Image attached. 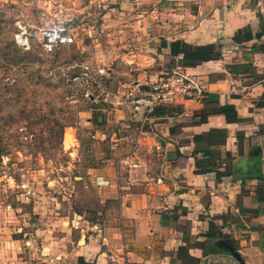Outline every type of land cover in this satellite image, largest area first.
Instances as JSON below:
<instances>
[{
	"label": "crops",
	"instance_id": "0c3cea01",
	"mask_svg": "<svg viewBox=\"0 0 264 264\" xmlns=\"http://www.w3.org/2000/svg\"><path fill=\"white\" fill-rule=\"evenodd\" d=\"M95 1L116 40L136 48L125 52L140 71L132 84L182 61L171 52L177 40L213 43L221 56L185 67L205 97L180 100L137 130L128 168L88 170L101 206L94 217H61L58 236L41 226L4 231L0 264H264V0Z\"/></svg>",
	"mask_w": 264,
	"mask_h": 264
},
{
	"label": "rangeland",
	"instance_id": "374dc122",
	"mask_svg": "<svg viewBox=\"0 0 264 264\" xmlns=\"http://www.w3.org/2000/svg\"><path fill=\"white\" fill-rule=\"evenodd\" d=\"M97 3L0 0V233L41 226L58 236L61 217H94L88 170L126 169L123 157L140 150L121 84L140 74L125 60L136 48L116 40ZM59 25L74 41L50 50L42 33ZM123 134L136 140L116 145Z\"/></svg>",
	"mask_w": 264,
	"mask_h": 264
},
{
	"label": "built area",
	"instance_id": "2783aa9c",
	"mask_svg": "<svg viewBox=\"0 0 264 264\" xmlns=\"http://www.w3.org/2000/svg\"><path fill=\"white\" fill-rule=\"evenodd\" d=\"M73 33L63 25L49 28L42 33L45 47L50 50L56 46L66 45L74 41ZM206 91L199 81L187 73L180 63L164 70L154 79L136 83L129 87L126 97L133 113L139 116L141 131H144L153 119L154 111L159 105L174 104L183 99L201 100ZM99 183L108 181L98 177Z\"/></svg>",
	"mask_w": 264,
	"mask_h": 264
},
{
	"label": "trees",
	"instance_id": "16d2710c",
	"mask_svg": "<svg viewBox=\"0 0 264 264\" xmlns=\"http://www.w3.org/2000/svg\"><path fill=\"white\" fill-rule=\"evenodd\" d=\"M181 53L183 54V58L180 63L186 66H196L197 64L219 58L221 56V50L217 48L215 44H204V45H196L189 42H183ZM227 109H232V106H226ZM174 104H165L159 105L156 107L153 115L154 117L166 116L171 114L174 111ZM206 118V116L204 117ZM207 152V151H206ZM201 161H198L197 165L200 164ZM200 169L199 172H205L209 170V168L204 165H198ZM78 264H95V262L86 261L84 257H80L78 259Z\"/></svg>",
	"mask_w": 264,
	"mask_h": 264
},
{
	"label": "water",
	"instance_id": "95a60500",
	"mask_svg": "<svg viewBox=\"0 0 264 264\" xmlns=\"http://www.w3.org/2000/svg\"><path fill=\"white\" fill-rule=\"evenodd\" d=\"M171 52L173 55H178L179 53H181V41L180 40L172 42ZM220 245L227 248V250L230 251L237 259H239L242 263H244V259L242 258L240 253L226 240H221Z\"/></svg>",
	"mask_w": 264,
	"mask_h": 264
}]
</instances>
